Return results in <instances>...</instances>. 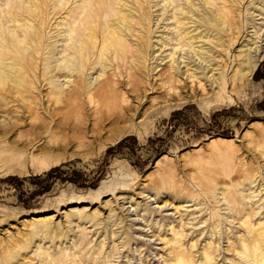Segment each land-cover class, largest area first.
Listing matches in <instances>:
<instances>
[{
	"label": "rangeland",
	"instance_id": "1",
	"mask_svg": "<svg viewBox=\"0 0 264 264\" xmlns=\"http://www.w3.org/2000/svg\"><path fill=\"white\" fill-rule=\"evenodd\" d=\"M34 1L39 14L34 26L41 40L34 62L38 80L42 49L54 42L51 39L60 17L52 13V0ZM129 1L126 8L131 2V20L139 16L145 21L143 37L150 56L140 62L142 71L134 70L136 60L127 58L120 75L109 61L105 73L116 72L124 81L108 86L96 97L102 105L103 124L94 119L101 114L94 108L97 101L88 103L84 95L74 106L64 98L47 101L44 93L48 85L41 82L38 114L31 119L18 96L0 106V120H4L0 122V155L12 151L11 142H26L18 169L6 168L0 159V259L11 249L15 255L7 264H79V257H91L95 264H101L103 257L96 258L93 252L101 240L103 251L110 246L115 251L105 264H164L160 255H168L169 244L164 242L170 237L168 227L178 228L183 222L186 235L182 247L193 243L191 252L196 260H201L200 252L205 247L214 256L212 264H241L236 252L239 236H245L248 230L241 223L243 219L251 232L261 234L259 244L264 248V206H256L264 201V58L246 81L230 80L238 69V54L252 45L246 39L253 36V25L263 20L260 11L264 0H227L233 42L228 44L229 38L224 35L226 49L215 54L211 66L189 62V71L184 73L198 76L204 72L211 81L215 77L220 80L210 83L202 78V90L195 78H188L186 87L175 86L177 93L173 95L166 94L158 75L164 65L160 58L166 53L156 50L166 32L164 21L157 20L154 0ZM131 25V31L125 33L135 45L137 33L143 29L132 21ZM130 64L132 68L127 67ZM94 70L83 74L91 83L95 82ZM127 73L132 74L129 80ZM70 88L72 83L66 89ZM219 96L224 101H213ZM14 121V130L5 134L1 124ZM44 122L53 126L49 134L39 127ZM91 123L99 126V133L88 130ZM29 124L34 126L30 128ZM68 135L73 142L71 152L47 167L33 169L45 159V154L32 157L37 153L36 144L63 141ZM24 154L29 157L24 158ZM222 187L233 201L227 203L221 197ZM238 188H244L243 193L249 197L242 199ZM150 194L162 201L158 206L164 202L170 205L156 206ZM188 216L193 223L198 220L194 227L187 223ZM142 223L148 225L144 227L146 238L155 234L150 243L138 238L136 230ZM111 229L115 231L113 237L108 236ZM87 239L89 243H85ZM37 245L57 259L46 258L45 262ZM135 247L141 250L140 255L133 254ZM58 249L64 253L58 254ZM127 256L135 257L126 262Z\"/></svg>",
	"mask_w": 264,
	"mask_h": 264
},
{
	"label": "bare ground",
	"instance_id": "2",
	"mask_svg": "<svg viewBox=\"0 0 264 264\" xmlns=\"http://www.w3.org/2000/svg\"><path fill=\"white\" fill-rule=\"evenodd\" d=\"M127 2L128 0H52V13L58 14L60 18L55 24L56 34L51 39L54 42L46 43L42 49L41 78L36 80L34 73L36 65H34V62L40 52L39 44L41 42L40 36L34 26V20L39 15L37 11L38 6L34 0H0V101H2L0 102V106L2 104L8 105V103H11L18 96L17 100L22 101L23 109L27 113V117L31 119L38 114L36 106L40 104L39 94L41 90H39L38 84L40 82L48 85L44 93L45 100L56 102L58 100L63 101L64 98V101L69 100L71 106H74L84 96L88 103H92L93 101H97L96 97L100 92L103 93V91L108 90V86L122 85L124 80L119 76L120 68L122 65L126 67L127 58L131 57L133 60H136V62L133 61L135 63L134 66L130 64L127 67L132 68L133 66L136 67L134 70L142 71L144 66L139 65L140 62L149 60L150 56V53L147 52V41L143 37L144 32H146V25L142 17L138 16L134 21L131 20L133 15L130 13V9L132 10L133 7H131L132 4L130 2V7L126 8ZM226 2L227 0L153 1L152 5L156 6L157 20L164 21L166 27L165 35L160 37V42L156 48L160 52L166 51L164 56L160 58V61L164 60L163 64L165 66L160 67V73L158 74L160 75L161 82L164 83L162 85L166 89V94L173 95V93H177L175 88L177 85H181L182 89L186 87V79L188 78L192 80L195 78L198 85L202 87V90H204L201 82L202 78H205L204 80H208L210 83H217L220 80L218 77H215L211 81L210 76H206L204 72H201L198 76L194 73L184 76V73L189 71V62L196 63L197 61L196 65L198 63H208V66H211L214 63L215 54H219V51L226 49L224 48L226 43L224 35L229 38L230 42L228 44L233 42V40L231 42V39L234 31L230 22L232 20L229 16L231 8H229ZM260 13H263L262 15L264 16V7ZM261 18L263 19L261 23L253 25L255 27L251 34L253 36H250V39H246L247 42L251 41L252 45L248 47V50L241 53V55L239 53L237 56L238 69L230 77L232 82H243L249 79L258 62L264 58V17ZM131 21L135 22V24L138 23L143 29V31L137 33L138 43L135 45L130 43L125 33L126 31H131ZM243 50L241 49L239 52ZM53 60L56 62L54 65L51 64ZM109 61H113L115 69L119 70V75L116 72L105 73V68L110 65ZM182 67L186 68L182 70ZM90 69H95L94 83L87 81L83 75ZM129 75L127 73V80H129ZM130 79L133 78L131 77ZM221 79L223 80L222 77ZM69 83H72V88L67 90L66 88L69 86ZM136 85L138 86V82ZM138 88L141 90L139 86ZM4 93L7 95L6 99H4ZM141 98L139 97L138 101ZM213 101L221 103L224 101V98L219 96ZM55 107V103H53L52 108ZM100 107L102 105L99 101L94 103L96 112L101 113L94 119L99 120L103 124V110ZM128 110L130 111V108H127ZM51 111L53 112V110ZM114 120L118 121V119ZM1 121L4 120L2 119ZM56 123L58 122H54L53 125L59 126ZM16 124V121L9 125L1 124L3 125L2 131L5 134L12 132L14 130L12 127ZM33 126L29 124L30 128ZM39 127L47 129L48 134L49 131L53 130V126L49 125L48 122L41 123ZM98 127L97 124L91 123V127L88 130H92V134L94 132L99 133ZM67 137L69 139H63V141H53L50 143L43 140V143L36 144L35 149L37 153L33 154L32 157L34 158L38 154H45L43 155L45 159L41 166H34L33 169H38L42 166L47 167L63 156H66V152H71L73 142L69 135ZM11 145L12 151L1 154L0 159L4 161L3 164L6 168L18 169V163L22 162V153L26 142L14 141L11 142ZM23 157L28 158L29 156L24 154ZM249 188L247 187V189ZM243 191L244 188H238L242 199L248 198L249 196L243 193ZM219 194L227 203L233 201L226 188L222 187ZM151 195H153L151 200L157 203L156 206H158L162 201L158 200L156 194H150L149 197ZM132 205L131 202L127 207L130 209ZM165 205L170 204L169 202H164L158 207H164ZM256 206L257 208L263 207L264 201L258 203ZM178 210H175V212ZM244 210L248 209L244 208ZM134 211V214L138 217V212L135 208ZM229 211H232V209ZM79 217L83 216L80 215ZM135 219L138 220V218ZM141 219L144 218L141 217ZM188 220L187 223L191 224V227H194L198 222L197 220V222L193 223L190 216H188ZM143 223L141 226H138L139 230L137 229L136 233L142 243H150V237H153L155 234L151 233L146 238L148 233H146L144 227L148 225ZM241 223L248 230H246L245 236H239L238 238L239 250L236 253L239 254L240 263L264 264V248L259 244L261 234L251 232L247 228L248 225L245 224V219ZM183 224L184 222L178 228L170 225L168 227L170 237L165 240L164 237H161L165 243L169 244L168 252H166L168 254L167 257L160 255L162 262L164 264H212L214 256H212L208 248L204 247L201 250V260H196L191 252L194 246L193 243H190L188 248L183 249L181 241L186 235L183 232ZM114 234V229H111L108 236L113 237ZM156 236V238H159V235ZM104 238L106 237L104 236ZM85 243H89V240L87 239ZM103 246L104 241L101 240L97 243L98 249L93 251L97 253L95 254L96 258L99 256L103 257L101 264L111 261L112 253L115 252L112 249L113 246H110L107 251L106 249L103 251ZM37 249L41 251L44 261L46 258H49L50 261L57 259L46 252L45 248H41L40 245H37ZM15 250L19 253L21 246L19 245L18 249ZM57 252L58 254L64 253L60 249ZM133 252V254L140 255L141 250L135 247ZM14 256V252L11 249L10 252L0 259V264L11 262ZM20 256L22 259V254ZM76 257L77 255L73 252L72 261H75ZM134 257L127 256L126 262ZM93 260L91 257L87 259L79 257V264H95Z\"/></svg>",
	"mask_w": 264,
	"mask_h": 264
}]
</instances>
